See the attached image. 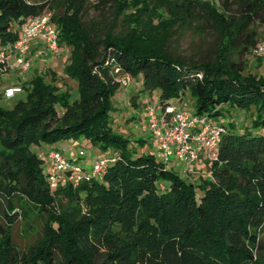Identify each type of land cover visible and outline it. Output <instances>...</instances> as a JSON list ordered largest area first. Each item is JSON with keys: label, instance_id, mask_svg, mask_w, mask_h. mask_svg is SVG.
Instances as JSON below:
<instances>
[{"label": "trees", "instance_id": "obj_1", "mask_svg": "<svg viewBox=\"0 0 264 264\" xmlns=\"http://www.w3.org/2000/svg\"><path fill=\"white\" fill-rule=\"evenodd\" d=\"M95 1L106 17L86 18L87 0H0V50L26 18L49 11L58 46L69 47L62 73L77 91L70 100L49 70V80H25L11 107L0 104V264H264V133L219 124L204 173L182 174L135 154L108 115L118 68L139 76L141 91L157 90L162 110L187 92L192 114L212 120L224 105L253 107L249 127L264 129V76L244 71L264 0ZM199 21L214 34L206 56L172 53L171 38ZM7 70L0 61V79ZM79 134L109 149L103 172L50 190L41 153L55 148L42 146ZM31 215L41 232L22 249L13 226Z\"/></svg>", "mask_w": 264, "mask_h": 264}, {"label": "rangeland", "instance_id": "obj_2", "mask_svg": "<svg viewBox=\"0 0 264 264\" xmlns=\"http://www.w3.org/2000/svg\"><path fill=\"white\" fill-rule=\"evenodd\" d=\"M30 1L40 2L42 0ZM95 3V0H87L85 12L86 18H97L100 15L106 17V5H98L95 7ZM198 24H200V21L197 22V25ZM204 25L205 24L202 22L200 27H196L194 30L184 29L178 31L169 42L170 51L184 58L199 59L206 56L214 40V34ZM255 27L257 31L255 43L264 41V21L256 22ZM117 28L119 27L117 26L116 29ZM68 52L69 47L66 46H63L62 51H59L56 55H50L47 53L46 49H44V54L41 55V57H36L37 59L34 61L33 66L34 68L36 67V69L31 70L29 73H25L24 80H28L35 73L43 72H45L46 80H49L50 77L48 71L51 70L55 76V84H57L59 88H66L69 91L70 100L75 99L77 97L76 84L73 80L65 77L62 73V67L67 61ZM245 62V72L264 76V55H254L250 51L245 56ZM3 87L5 86H0V92L2 94V89H4ZM140 89L141 85L139 76L131 79L124 87L118 86L110 97L111 108L108 111L109 125L111 126L114 134L121 135L122 137L128 139L127 146L133 150L135 154L152 153L157 159H159L157 155V150L159 149L158 143L153 139L148 131L144 119V106L146 104L155 105L157 103L158 91L153 90L151 92H145ZM24 95L25 94L22 91V93H17L15 97L10 99L3 97L0 104L3 107H11L18 99L23 98ZM131 96H134V104H131ZM176 103L188 112L193 111L194 99L187 92L184 93L182 98L178 99ZM55 108L56 112L59 114L61 109L57 104L55 105ZM253 115V107L248 109H239L224 105L223 112L219 116L212 118V120L225 127L228 125L229 121H232L236 126V130L247 127L252 134L264 133V129H252L249 127ZM46 148H55L59 150L65 157L75 161L85 169H88L92 157L102 155L109 150L108 148L102 149L98 145L92 144L83 134H79L77 137L58 140L52 144L42 146V149ZM199 158H201L202 166L199 169L196 167L193 171L195 172L194 174L204 173L203 164L207 159L203 154L199 155ZM42 159L46 162V158ZM165 166L181 173L180 170L171 162L165 163ZM44 169L45 171L47 170V164H45ZM196 192L198 193L199 191L196 190ZM41 226L42 219L35 217L34 215L29 216L27 220H20L16 222L13 226V238L15 242L22 249H27V247L34 242L40 234ZM259 238L264 245V225L262 230L259 232Z\"/></svg>", "mask_w": 264, "mask_h": 264}, {"label": "built area", "instance_id": "obj_3", "mask_svg": "<svg viewBox=\"0 0 264 264\" xmlns=\"http://www.w3.org/2000/svg\"><path fill=\"white\" fill-rule=\"evenodd\" d=\"M37 39L43 42L50 55L59 53L56 29L49 11L23 21L18 39L1 47L0 61H6V53L13 51L14 62L11 67L22 72L28 71L31 66L28 56L30 45ZM251 53L264 55V41L256 43ZM113 72L119 86L124 87L130 82V77L119 72L118 68H114ZM21 90V86L8 87L4 89L3 96L10 99ZM144 111L145 125L158 143L157 155L162 162H171L181 173L190 174L198 166L199 155L203 154L209 160L214 158L220 136L224 131L222 125L206 116L192 114L177 103H169L163 110L156 104H146ZM41 156L47 161L46 180L50 190L58 185L71 183L75 186L81 180L99 177L109 159L106 155L93 157L88 169H85L57 149L42 152Z\"/></svg>", "mask_w": 264, "mask_h": 264}, {"label": "crops", "instance_id": "obj_4", "mask_svg": "<svg viewBox=\"0 0 264 264\" xmlns=\"http://www.w3.org/2000/svg\"><path fill=\"white\" fill-rule=\"evenodd\" d=\"M32 2H35V1H32ZM62 48L63 47H59L60 52L62 51ZM44 49H45V46L41 40L37 39L31 42L30 51L28 54L29 59L31 61V66L29 70L26 72L18 71L12 68L11 65L14 62V53L13 51L6 53L5 58H6L8 70L1 75L0 86L4 85L5 86L3 87L4 89L8 87H12V86H21L22 83L25 81L24 74L27 72L29 73L33 69H36V67L34 68L33 66L34 61L37 59L36 57H39V56L41 57V55L44 54ZM4 89H2V91H4ZM19 93H22V91ZM201 166H202L201 158H198V166H197L198 168L197 169L201 168Z\"/></svg>", "mask_w": 264, "mask_h": 264}]
</instances>
